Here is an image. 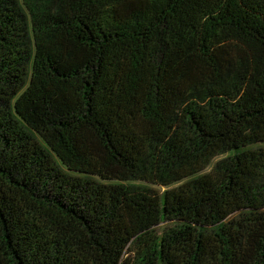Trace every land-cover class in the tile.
I'll return each instance as SVG.
<instances>
[{"label":"trees","instance_id":"1","mask_svg":"<svg viewBox=\"0 0 264 264\" xmlns=\"http://www.w3.org/2000/svg\"><path fill=\"white\" fill-rule=\"evenodd\" d=\"M0 264H264V0H0Z\"/></svg>","mask_w":264,"mask_h":264},{"label":"rangeland","instance_id":"2","mask_svg":"<svg viewBox=\"0 0 264 264\" xmlns=\"http://www.w3.org/2000/svg\"><path fill=\"white\" fill-rule=\"evenodd\" d=\"M136 184H141L140 182H136ZM156 189V188H155ZM164 189H160V192H162Z\"/></svg>","mask_w":264,"mask_h":264}]
</instances>
